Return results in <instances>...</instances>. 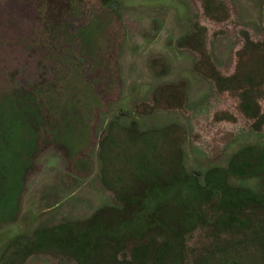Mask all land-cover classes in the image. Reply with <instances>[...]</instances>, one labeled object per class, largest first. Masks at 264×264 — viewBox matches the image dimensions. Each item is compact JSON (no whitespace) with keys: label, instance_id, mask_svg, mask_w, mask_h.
Masks as SVG:
<instances>
[{"label":"rangeland","instance_id":"1","mask_svg":"<svg viewBox=\"0 0 264 264\" xmlns=\"http://www.w3.org/2000/svg\"><path fill=\"white\" fill-rule=\"evenodd\" d=\"M263 149L264 0H0V264H78L34 231L120 207L146 159L257 188ZM195 198L174 264H264V197Z\"/></svg>","mask_w":264,"mask_h":264},{"label":"trees","instance_id":"2","mask_svg":"<svg viewBox=\"0 0 264 264\" xmlns=\"http://www.w3.org/2000/svg\"><path fill=\"white\" fill-rule=\"evenodd\" d=\"M161 158L146 159L147 164H140L137 183L115 191L120 207L99 209L83 222L37 229L33 233L34 239L29 242L31 248L40 247L49 238L53 246L74 255L78 264H88L93 252L101 253L123 239H132L136 242L135 264H174L172 254L177 239L181 237L182 229L195 221L198 193L215 194L224 202L232 203L264 197V162L254 175L259 179L257 188H247L238 186L239 177L226 186L221 182L222 174H216L214 170L206 172L201 182L198 173H188L171 157ZM169 161L174 165L167 168L163 162ZM229 170L237 173L233 161L224 171L227 174Z\"/></svg>","mask_w":264,"mask_h":264}]
</instances>
